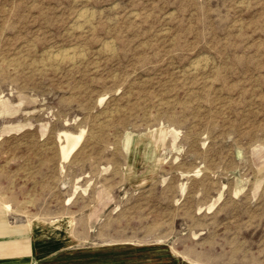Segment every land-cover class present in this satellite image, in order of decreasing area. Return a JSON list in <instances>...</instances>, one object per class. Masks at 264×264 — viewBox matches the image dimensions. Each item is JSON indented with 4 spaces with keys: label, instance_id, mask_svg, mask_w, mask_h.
I'll use <instances>...</instances> for the list:
<instances>
[{
    "label": "rangeland",
    "instance_id": "obj_1",
    "mask_svg": "<svg viewBox=\"0 0 264 264\" xmlns=\"http://www.w3.org/2000/svg\"><path fill=\"white\" fill-rule=\"evenodd\" d=\"M0 132V264H264V0H0Z\"/></svg>",
    "mask_w": 264,
    "mask_h": 264
},
{
    "label": "bare ground",
    "instance_id": "obj_2",
    "mask_svg": "<svg viewBox=\"0 0 264 264\" xmlns=\"http://www.w3.org/2000/svg\"><path fill=\"white\" fill-rule=\"evenodd\" d=\"M63 53V52H62ZM66 53V52H65ZM76 53V52H75ZM59 55V54H58ZM65 55V54H64ZM63 55V56H64ZM69 57V56H68ZM71 58V57H70ZM73 58V57H72ZM64 59V58H63ZM61 61V60H60ZM61 136V135H60ZM64 136L66 138V144H62V154L63 157L66 159L70 156V154L73 152V150L77 147L79 144L82 134L79 135H73L71 133L65 132ZM2 138V133L0 132V139ZM58 225V224H57Z\"/></svg>",
    "mask_w": 264,
    "mask_h": 264
}]
</instances>
